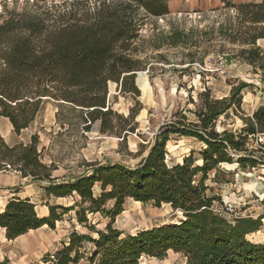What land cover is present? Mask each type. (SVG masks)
I'll return each mask as SVG.
<instances>
[{
  "label": "trees",
  "instance_id": "1",
  "mask_svg": "<svg viewBox=\"0 0 264 264\" xmlns=\"http://www.w3.org/2000/svg\"><path fill=\"white\" fill-rule=\"evenodd\" d=\"M221 1L233 14L217 31L240 46L237 54L258 75L264 89V48L257 44L264 39V0ZM167 2L84 0L82 7L10 14L0 20V115L18 133L34 120L44 99L69 101L87 108L90 115L110 114L105 106L107 81L138 92L133 81L131 87H125L140 66L131 47L148 15L168 14ZM182 34L174 32L170 43L182 42L178 39ZM249 85L238 80L220 98L210 97L208 89L199 93L195 119L181 115L166 123L151 138L146 155L137 164L92 162L72 179L51 176L52 166L40 160L36 134L29 143L15 145H8L0 134V170L15 169L24 177L44 181L48 196L73 198L70 205L47 203L48 214L40 217L29 198L11 197L0 211L6 238L44 224L54 228L55 221L72 210L78 223L95 235L70 231L67 242L56 252V264L76 263L83 257L89 264H140L142 256L161 259L168 251L181 253L184 264H264V242L246 238L258 231L262 216H239L231 222L215 214L210 209L215 199L207 193L205 183L212 170L216 181L223 163H235L241 169L264 166V102L242 117L238 130H217L215 126L221 115L241 111L242 93ZM171 134L199 141V158L191 151L181 162L169 163L166 147ZM126 199L156 207L168 204L183 216L175 222L123 233L112 223ZM88 213H100L109 221L97 229Z\"/></svg>",
  "mask_w": 264,
  "mask_h": 264
},
{
  "label": "rangeland",
  "instance_id": "2",
  "mask_svg": "<svg viewBox=\"0 0 264 264\" xmlns=\"http://www.w3.org/2000/svg\"><path fill=\"white\" fill-rule=\"evenodd\" d=\"M184 2L171 0L173 6L168 14L148 15L144 19L138 38L131 47L133 57L140 60V66L132 80L125 81L126 88L131 87L133 81L138 92L122 90L119 82L107 81L105 106L111 109L110 114L90 115L87 108L69 101L43 100L34 119L46 121L45 127H50L46 134L42 128L39 130L49 137L47 149L53 160L50 165L57 169L55 173L59 177L72 179L85 172L92 162L137 164L146 155L151 138L166 123L181 115L189 120L195 119L193 111L198 107L199 93L205 89L209 90L210 97L220 98L227 95L238 80L250 83L242 93L241 111L221 115L215 125L217 130H238L243 125L242 117L251 115L264 102V89L258 75L237 54L240 46L217 31L219 24L225 23L227 17L233 14V9L223 7L224 3L219 0L215 5L211 3L206 8L199 7L201 11H193ZM83 4L84 0H0V20L10 14H40L49 9L58 11V8L70 9ZM176 31L183 33L178 38L182 42L172 44L170 42L175 39L173 35ZM257 44L264 48V39L258 40ZM201 146L193 137L171 134L166 147L168 162H175L191 151L194 158H199ZM217 171L216 181L213 180L214 170L207 174V193H211L217 201L223 199L235 205L241 216L256 218L261 215L260 228L248 233L246 238L264 242V166L241 169L235 163H223ZM50 200L70 205L73 198L50 197ZM182 216L179 210H173L168 204L156 207L126 199L123 211L114 218L112 225L123 233H134L156 224L178 221ZM87 217L97 229H103L109 221L100 213H88ZM72 230L95 235L87 226L78 223L74 211L64 213L61 220L55 221L54 228H46L38 237L49 248L47 252L40 248V264H56V252L63 242H67ZM53 237L58 240L57 250L50 248ZM184 261L181 253L173 251H168L161 259L140 258V264H184ZM70 264L89 263L83 257Z\"/></svg>",
  "mask_w": 264,
  "mask_h": 264
},
{
  "label": "crops",
  "instance_id": "3",
  "mask_svg": "<svg viewBox=\"0 0 264 264\" xmlns=\"http://www.w3.org/2000/svg\"><path fill=\"white\" fill-rule=\"evenodd\" d=\"M219 0H185L184 4L191 8L193 11H201L200 8L208 7V4H217ZM175 5V3H174ZM171 0H168V10H171ZM217 7V6H216ZM178 9V8H174ZM47 114V113H46ZM45 122L37 121L34 119L30 127L21 129L18 133L14 131L12 124L7 117L0 115V134L4 141L8 145H15L18 143L27 144L30 142L31 135L36 134L38 137L37 150L40 153V160L46 165L52 163V155L48 151V145L50 143L49 137L44 136L43 133L48 132L50 127H45ZM39 127V128H38ZM30 128V130H29ZM44 131L43 133L39 130ZM183 157V156H182ZM182 157L175 162H181ZM57 169H53L51 172L52 177L60 179H68V177L61 176L55 173ZM44 181L32 179L29 176H22L19 171L15 169L0 170V211L3 210L6 202L11 197L29 198L30 201L35 205V210L38 216H47L48 204H59L56 200L52 202L50 197L54 199H60L64 197H56L53 195H47L44 191ZM211 195V193H210ZM71 197V196H70ZM141 203V202H140ZM59 221V220H57ZM48 227L46 224L35 228L29 229L27 232L16 236L13 239H7L5 236V229L0 226V262L5 261L6 264H40L39 260L41 255L40 248H44L47 252L49 248L45 246L44 241L39 240V235L43 233ZM52 246L54 250L58 249V240L55 241L52 238ZM259 242V241H257ZM52 257V256H50Z\"/></svg>",
  "mask_w": 264,
  "mask_h": 264
},
{
  "label": "built area",
  "instance_id": "4",
  "mask_svg": "<svg viewBox=\"0 0 264 264\" xmlns=\"http://www.w3.org/2000/svg\"><path fill=\"white\" fill-rule=\"evenodd\" d=\"M7 168H10L9 165H7ZM236 208L237 207L235 205H232L223 199L220 201L213 200L210 206L212 212L231 222L237 217L241 216L236 211Z\"/></svg>",
  "mask_w": 264,
  "mask_h": 264
}]
</instances>
